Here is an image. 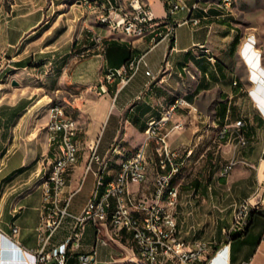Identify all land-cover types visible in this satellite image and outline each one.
Wrapping results in <instances>:
<instances>
[{"label":"crops","instance_id":"obj_1","mask_svg":"<svg viewBox=\"0 0 264 264\" xmlns=\"http://www.w3.org/2000/svg\"><path fill=\"white\" fill-rule=\"evenodd\" d=\"M144 1L157 18L179 22L192 16L201 23L178 25L172 42L151 47L150 37L110 33L99 23L97 10L84 3L62 9L63 2L55 0H0V264L33 263L31 253L41 247L37 228L44 180L53 158L48 123L54 102L78 123V162L68 176L65 195L73 194L69 212L79 214L96 186V165L87 169L93 145L98 142L99 152L111 155L104 173L108 182L124 159L118 156L140 147L149 122L163 116L178 97L191 106L180 107L166 126L181 166L173 180L179 190L174 214L186 241L210 245L206 258L194 264H264V160L260 159L264 128L259 127L264 121L257 115L253 101L257 91L252 90L257 81L252 63L257 55L243 51L247 41L236 46L232 2L170 0L169 4L201 5L193 12L171 14L168 0ZM61 23L63 27H58ZM94 32L106 36L103 44L95 45ZM82 49L89 51L76 55ZM142 56L129 81L118 76L107 84V92L99 94L111 67ZM258 61L263 66L262 57ZM246 66L251 74L245 72ZM149 69L156 78L146 73ZM110 119L118 125L117 133L102 151L104 126ZM239 120H243L241 127L236 124ZM241 132L249 140L246 146L238 143ZM152 151L153 145L148 148L149 154ZM232 159L237 163L222 175ZM156 178L157 167L150 164L147 179L132 183L130 191L137 197H151ZM85 186L86 200H75ZM246 200L252 204L248 228L229 238L236 206ZM74 232L75 220L68 215L47 248L64 243ZM81 232L79 244L68 245L66 264H84L81 255L94 249L96 264H127L137 254L132 235L111 223L89 222ZM164 264L188 263L168 260Z\"/></svg>","mask_w":264,"mask_h":264},{"label":"built area","instance_id":"obj_2","mask_svg":"<svg viewBox=\"0 0 264 264\" xmlns=\"http://www.w3.org/2000/svg\"><path fill=\"white\" fill-rule=\"evenodd\" d=\"M232 2V0H226ZM170 2V0H169ZM91 7L88 2H82ZM201 8L199 2L189 5L185 2L177 1L169 4V12L172 14L177 10H190L193 12ZM101 20H108L109 31L112 34L124 35L128 37L145 38L150 37L151 47L162 41L172 42L176 35V29L181 24L198 25L201 23L199 17H188L183 21H174L170 17L157 18L154 16L150 6L144 0L128 2L125 4L121 0H104ZM93 41L98 46L100 39L106 36L99 32L93 33ZM82 49L77 54H83ZM144 56L130 60L121 67H111L106 75V82L100 85L99 94L108 91L107 84L115 81L116 77L129 81L139 70ZM146 73L152 78L157 76L152 70ZM191 106L184 97H178V104H171L170 109L160 118L152 119V127L147 130V137L144 144L153 145V156L157 166L158 189L154 200H147V197H137L130 191V185L135 181H143L142 171V145L138 147L125 161H120L119 172L115 177L105 182V171L111 164V155H102L98 150V142L93 145L92 154L89 158L87 169H92L96 165L97 176L94 192L85 207L79 214H71L69 206L72 195H65V186L68 176L75 164V130L72 125V117L63 118L57 110H50V120L48 129L50 139L53 143V158L47 171L43 194L44 205L41 220L38 226V233L41 240V247L32 252L33 263L27 264H66L68 245L73 241L79 244L81 228L91 222L96 225L101 223H111L115 229L129 232L137 246V254L130 258L127 264H164L168 260H178L188 264H194L206 258L210 245L206 241L197 240L194 243L186 241L178 230L177 219L174 210L179 198V190L175 194H170L168 202H160V190L162 184H167L170 173L178 170L180 163L177 162L179 153L173 149L169 139V131H166L168 121L172 114L180 107ZM243 125V120L236 123ZM176 126H180V123ZM158 129H165V138H158ZM160 139H168V151H159ZM249 140L241 132L238 135V143L246 146ZM236 159H232L223 167L222 175H228L235 164ZM124 202H132V209H124ZM252 204L249 200L236 206V212L228 236L242 234L246 231L251 220ZM72 216L75 220V232L64 243L48 249V243L54 232L60 227L64 219ZM18 231L17 228L14 229ZM105 243V241H101ZM223 246L221 250L226 248ZM96 254L81 255L84 264H96ZM113 264V263H109Z\"/></svg>","mask_w":264,"mask_h":264},{"label":"rangeland","instance_id":"obj_3","mask_svg":"<svg viewBox=\"0 0 264 264\" xmlns=\"http://www.w3.org/2000/svg\"><path fill=\"white\" fill-rule=\"evenodd\" d=\"M56 4L63 2L61 7H70L71 5H74V7H78L77 4H79L80 0H55ZM231 7L234 11V18H233V25L235 27V36H237V45L241 46L244 44V42H248L244 45L243 51L245 53L248 52V50L252 49L251 53H256L257 60L254 62L253 65H255V68H252V72L257 77V81L255 84V87L252 88V90L257 91L256 100H253L254 103H256V111L259 119L264 121V0H232ZM83 8V7H82ZM56 15L59 16V12H56ZM98 18V13H97ZM65 18H62V20ZM63 23L60 24L58 27H63ZM74 30L72 35L74 34ZM252 42V43H251ZM254 50L256 52H254ZM80 50H76L75 53L79 52ZM262 57V64L261 66L259 64L258 59ZM245 72H249L251 74V70L249 66L245 67ZM261 86L260 89H256V87ZM200 112V111H198ZM238 126V125H237ZM117 127L118 125L114 122L113 119H110L106 122L104 126V132L102 136V151H105L113 141L116 133H117ZM241 127V126H238ZM262 130L264 128V123L259 126ZM82 135V133H81ZM119 143V142H118ZM136 149L126 150L124 151V154H120L118 158H125L129 155H131ZM261 160H264V146L262 149V153L260 156ZM113 160V163H115ZM93 173L90 172L88 174V183L91 181ZM88 196L87 193V186H85L81 191H78L75 194V200L83 202L86 200Z\"/></svg>","mask_w":264,"mask_h":264},{"label":"bare ground","instance_id":"obj_4","mask_svg":"<svg viewBox=\"0 0 264 264\" xmlns=\"http://www.w3.org/2000/svg\"><path fill=\"white\" fill-rule=\"evenodd\" d=\"M137 0H129V2H135ZM80 2V1H79ZM82 2H88V4L91 5V7L95 10H97L98 13V21L107 29H109V22L108 20H101L102 18V10L104 8V0H82ZM104 39H100L98 44H103ZM252 49L248 50V54L251 53ZM254 52H256L254 50ZM254 64V63H253ZM261 86L256 87V89H260ZM172 104H178V98L172 103ZM50 110H57V113L62 116L63 118H70V116L67 114L68 112L64 108V106L58 102H54L50 108ZM72 125L75 130V164L78 162V146L76 142V136L78 133V123L75 118L72 117ZM152 127V120L148 124L147 130H150ZM158 138H165V129H158ZM151 146V144H144L142 145V171H143V181L147 179V174H148V167L150 164H155L154 161V156H153V151L152 154H149L148 148ZM159 151H168V139H160L159 141ZM129 157V156H127ZM126 157L122 160L125 161ZM155 167L156 164H155ZM181 171V166H179L178 170L173 171L170 173L168 177L167 184H162L161 190H160V202H168L170 198V194H175V191L178 189L177 186L173 184V180L175 176ZM119 172V171H118ZM142 181H135L133 183H141ZM158 189V181L156 178V183H155V190L153 192V195L151 197H147V200H154L156 196V191ZM124 209H132V202H124Z\"/></svg>","mask_w":264,"mask_h":264},{"label":"trees","instance_id":"obj_5","mask_svg":"<svg viewBox=\"0 0 264 264\" xmlns=\"http://www.w3.org/2000/svg\"><path fill=\"white\" fill-rule=\"evenodd\" d=\"M167 5H169V0L167 1ZM250 223V222H249ZM249 225V224H248ZM247 228H248V226H247ZM247 230V229H246ZM246 232V231H245ZM244 232V233H245ZM243 234V233H242ZM242 234H234L233 236H235V235H242Z\"/></svg>","mask_w":264,"mask_h":264}]
</instances>
